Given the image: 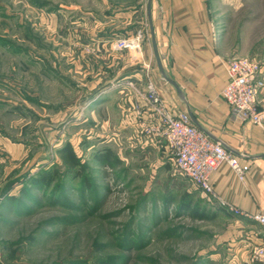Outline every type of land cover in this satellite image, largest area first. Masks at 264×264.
<instances>
[{
    "label": "rangeland",
    "instance_id": "obj_1",
    "mask_svg": "<svg viewBox=\"0 0 264 264\" xmlns=\"http://www.w3.org/2000/svg\"><path fill=\"white\" fill-rule=\"evenodd\" d=\"M146 3L0 0V264H246L237 220L251 218L174 169L154 116L125 119L123 91L160 97ZM207 3L228 60L263 68L264 0Z\"/></svg>",
    "mask_w": 264,
    "mask_h": 264
},
{
    "label": "crops",
    "instance_id": "obj_2",
    "mask_svg": "<svg viewBox=\"0 0 264 264\" xmlns=\"http://www.w3.org/2000/svg\"><path fill=\"white\" fill-rule=\"evenodd\" d=\"M151 22L162 67L183 96L181 99L160 77L149 38V43L142 45L144 61L153 65L149 81L168 110L174 115L189 111L205 132L242 156L236 157L249 168L245 180L240 182L227 166L221 165L210 175L215 194L242 213L264 215V123L257 127L238 122L221 97L227 82L229 54L216 32L207 0H151ZM261 76L264 79V67ZM141 79L139 75L133 81L139 83ZM123 92L121 108L126 112L128 126L137 129L141 122L152 123L151 109L130 89ZM260 101L264 103V89ZM228 130L240 133L253 148L249 150L229 142L222 132ZM237 221L242 229L238 253L247 264L251 247L264 244V226L245 217Z\"/></svg>",
    "mask_w": 264,
    "mask_h": 264
},
{
    "label": "built area",
    "instance_id": "obj_3",
    "mask_svg": "<svg viewBox=\"0 0 264 264\" xmlns=\"http://www.w3.org/2000/svg\"><path fill=\"white\" fill-rule=\"evenodd\" d=\"M126 46L129 43L125 41L117 45L118 48ZM226 76L222 99L239 121L261 126L264 121V103L260 101L264 88L261 68L247 58H232L226 63ZM142 99L157 120L151 129L165 142L174 169L187 177L205 196L216 197L210 175L221 165L227 166L240 182L245 180L249 168L198 130L186 112L172 114L151 84H147ZM229 209L264 226V215H248L236 207ZM249 261L250 264H264V244L251 247Z\"/></svg>",
    "mask_w": 264,
    "mask_h": 264
},
{
    "label": "water",
    "instance_id": "obj_4",
    "mask_svg": "<svg viewBox=\"0 0 264 264\" xmlns=\"http://www.w3.org/2000/svg\"><path fill=\"white\" fill-rule=\"evenodd\" d=\"M146 14H147V21L149 24V34H150V41H151V46H152V51H153V56L155 59V63H156V67L158 70V73L160 75V77L166 82L168 83L170 86H172L175 91L177 92V94L179 95V97H181V99H183L182 93L180 91V89L178 88V86L172 81V79L165 73L164 68L162 67L161 61L159 59V55L157 52V48H156V43H155V38H154V33H153V29H152V22H151V0H147L146 3ZM191 122L193 123V125L200 130L201 132H203L209 139H211L212 141L216 142L217 144H219L220 146H222L226 151H228L230 154L237 156V157H242L240 156L238 153L234 152L233 150L229 149L224 143H222L219 140H216L214 138H212L207 132H205L193 119L191 113L188 111L187 112Z\"/></svg>",
    "mask_w": 264,
    "mask_h": 264
},
{
    "label": "trees",
    "instance_id": "obj_5",
    "mask_svg": "<svg viewBox=\"0 0 264 264\" xmlns=\"http://www.w3.org/2000/svg\"><path fill=\"white\" fill-rule=\"evenodd\" d=\"M59 157L62 163L70 169L76 168L79 163L77 158L75 157L73 151L68 146L65 147L63 150L59 151Z\"/></svg>",
    "mask_w": 264,
    "mask_h": 264
}]
</instances>
